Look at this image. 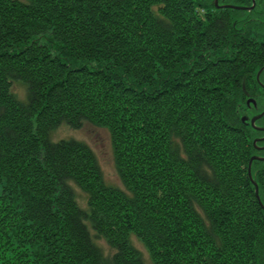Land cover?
Masks as SVG:
<instances>
[{"label": "trees", "instance_id": "trees-1", "mask_svg": "<svg viewBox=\"0 0 264 264\" xmlns=\"http://www.w3.org/2000/svg\"><path fill=\"white\" fill-rule=\"evenodd\" d=\"M254 4L0 0V264H144L133 238L152 264H264ZM63 123L108 130L120 185Z\"/></svg>", "mask_w": 264, "mask_h": 264}, {"label": "rangeland", "instance_id": "rangeland-1", "mask_svg": "<svg viewBox=\"0 0 264 264\" xmlns=\"http://www.w3.org/2000/svg\"><path fill=\"white\" fill-rule=\"evenodd\" d=\"M19 91L20 95H22L23 91L21 87L19 88ZM52 133L53 139L72 137L80 139L84 142H88L92 147L94 153L97 154L98 162L101 165L102 174L104 175V179L106 180V182L119 184L118 176L115 173L114 169L113 152H111L108 130H105L98 126H93L89 123H84L80 128L72 129L68 125L63 123ZM97 242L99 246L102 247V250H104V253L107 256H110L112 254L113 250L109 248L104 239L100 238L97 240ZM133 243L136 248L140 250L144 264H152L151 260L148 257L146 249L143 248L141 243L136 238H133Z\"/></svg>", "mask_w": 264, "mask_h": 264}, {"label": "flooded vegetation", "instance_id": "flooded-vegetation-1", "mask_svg": "<svg viewBox=\"0 0 264 264\" xmlns=\"http://www.w3.org/2000/svg\"><path fill=\"white\" fill-rule=\"evenodd\" d=\"M217 3L218 5H220L227 2L217 0ZM214 8H216L217 10L229 9L216 6H214ZM258 71L260 72L257 78ZM245 78H248L249 81L253 79V81H251L250 84L246 85V91L241 97L244 106H242L240 109V115L241 118L244 117V120H241L244 124H246V126L250 127L251 134L253 135L252 145L254 146V152L252 155L260 157V159H254L252 161L260 162L264 161V114L258 116L259 114H261V112L264 111V64L256 68L253 76L252 74H248ZM256 116H258V118L254 120L255 126H253L251 124V119Z\"/></svg>", "mask_w": 264, "mask_h": 264}, {"label": "water", "instance_id": "water-1", "mask_svg": "<svg viewBox=\"0 0 264 264\" xmlns=\"http://www.w3.org/2000/svg\"><path fill=\"white\" fill-rule=\"evenodd\" d=\"M251 1H252L251 6H246V5H242V6H240V5H235V4H233V3H231V4H229V3H223V4L218 5L217 0H213V4H214V6H216V7H220V8H221V7H225V8H230V9L233 8V9H239V10H242V9H245V10H251V9L254 7V5H255V4H254L255 0H251ZM259 72H260V71L257 72V78H258ZM263 114H264V111L261 112V114H259L258 116H261V115H263ZM258 116L253 117V118L251 119V124H252L253 126H255V124H254V120H255L256 118H258ZM241 119L244 120V117H242ZM254 159H260V157L255 156V155H251V156H250V158H249V162H248V164H247V168H248V169H247V175H248V178L251 179L252 182H253L254 189H255L256 199L259 201L261 207H263V209H264V204L261 202V200H259L258 189H257V183H256V181L254 180V178H252V175H251V168H250V165H251L252 160H254Z\"/></svg>", "mask_w": 264, "mask_h": 264}]
</instances>
